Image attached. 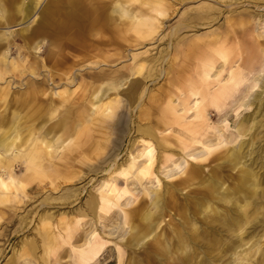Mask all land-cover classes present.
<instances>
[{"label":"bare ground","instance_id":"obj_1","mask_svg":"<svg viewBox=\"0 0 264 264\" xmlns=\"http://www.w3.org/2000/svg\"><path fill=\"white\" fill-rule=\"evenodd\" d=\"M193 1L46 0L38 19L26 23L40 0H0V79L5 83L0 87V207L27 197L28 191L36 190V179L50 178L54 185V180L72 183L90 177L89 173H102L94 192L88 191L84 208L78 206L73 216L46 211L33 217L36 222L30 220L42 241L40 264H49L59 242L65 243L73 235L75 241L82 240L71 246L74 263L99 264V219L104 220L102 228L109 226V236L122 237L127 255L124 258L116 248V264H264V86L261 92L256 91L264 82L263 59L258 61L264 56V0H248L245 5L252 4L253 11L245 6L235 12L252 17L255 24L258 20L262 26L245 29L250 20L240 18L237 30L229 17L226 28H231L223 34H204L216 45L220 63L214 67L211 59L208 64L204 61L200 63L202 72L193 75L192 63L184 60L175 72L179 75L176 80L184 81L185 90L178 95L164 90L162 99L148 95L151 107L160 110L159 117L150 118L142 103L137 118L146 123L136 125L137 138L130 141L124 159L116 160L118 154L114 153L107 155L110 136L123 130L117 111L119 89L144 67V60L139 59L129 72L122 73L116 67L120 47L125 43L127 50H135L134 42L142 40L141 45L160 34L165 20ZM64 9L74 22L84 18L86 29L71 34L70 43L61 45L54 35H61L57 19ZM210 10H215L214 6L199 5L191 19L178 22L171 36L183 26L189 27L195 17L208 18ZM19 23L26 24L3 31V27ZM245 35L251 37L256 49L251 57L242 55L246 42L239 39ZM15 37L21 45L15 44ZM45 40L48 48L39 62L32 51H38ZM72 43L78 45L81 56L70 58L64 53ZM230 43L235 50L240 48V55H231ZM11 48L17 55L9 59ZM40 68L46 84L37 80ZM83 69L89 71L81 73L79 81L76 71ZM170 71L169 66L164 75ZM14 72L20 76L27 73L28 78L19 84L24 87L22 94L15 92L20 96L8 98L12 88L8 78L14 77ZM131 80L126 95L133 103L139 87L138 80ZM8 106L13 107L9 117L5 113ZM249 106H254L250 114L245 110ZM212 116L218 117L217 123H209ZM91 131L97 133L96 138L90 145H82L81 140ZM117 139L110 140L113 147ZM176 148L187 156L185 167L173 158ZM110 159L111 164L102 167ZM77 165L85 168L76 170ZM159 169L169 181L161 182L156 173ZM187 187L191 191L180 198ZM172 209L175 222L171 223L164 218ZM120 215L126 232L118 222ZM85 217L87 220H82ZM88 219L92 222L84 231ZM21 222L26 225V218L21 217ZM29 242L31 252L25 251L26 255L37 248L36 238Z\"/></svg>","mask_w":264,"mask_h":264},{"label":"rangeland","instance_id":"obj_2","mask_svg":"<svg viewBox=\"0 0 264 264\" xmlns=\"http://www.w3.org/2000/svg\"><path fill=\"white\" fill-rule=\"evenodd\" d=\"M214 1L216 0H194L193 3H184L181 7L178 8V10H176V12L171 16V18L165 20L163 28L160 29V34L150 39H147V41L143 42V44L141 45L138 43H141L142 40H139L138 43L134 42L133 48H135V50H127V44L123 43L122 41H119L120 43H123V46L120 47V53L116 67H120L122 73L129 72V69H131L133 67V64L139 59L144 60V67L141 70L140 75L136 76V78H128L127 81H123L122 86L119 89L120 94L117 96L120 100V105L118 106L117 111L121 115L123 130L119 131L118 135L115 134L110 136V140L114 139V141H116V139L118 138V142L116 143L117 146L114 145V147L113 144L110 143V140L107 142V145L109 146L107 152L108 156L111 153H114V156L115 154H118L116 160L121 161L124 159L126 149L128 148L130 141H132V139L134 138H137V132L135 131L136 125H144L146 123L145 120H140L137 118V110L142 103H144V106H142V110L149 111L150 118L159 117L158 114H160V110H158L156 106L151 107L153 103L150 99H148V95H153L156 99H162L163 96H161V92L164 90L169 89L171 92L173 91L176 95L180 93L181 89L185 90L186 87L184 81L182 79L176 80V77H178L179 75L177 72H175V70H177L179 66L183 65L184 60L188 59L192 63L191 74L193 75L194 71H196L198 74L202 72L200 68V63L204 61H207L208 64L209 59H211V63L214 62V67L220 63L221 58L219 57V54L217 52L216 45L213 46L212 39L205 37L204 34H209L211 32L223 34L226 30L231 28V25L228 27V29L226 28V20L229 17H232L233 20L231 21V23H235V28L237 30H239L238 24L240 18H246L250 20V23L246 26L245 29L250 28L252 25L255 27H257L258 25L259 27L263 24L258 22V20L255 24V21L252 17H240L235 14V12L238 13L239 11H242L245 6H247L248 10L250 11H253L255 9L252 4H250V6L245 5L248 0H217V2L215 3ZM45 2L46 0H40L34 14L31 15V17L27 20L26 23L30 22L34 18L38 19L39 9ZM225 2L228 4H224ZM202 4H210L214 6L215 10H210L208 18L204 20H200L201 18L195 17V23L188 22L189 27L183 26L182 29L176 32L177 34H175V37L171 36L175 28L177 27L178 22L183 20V18L191 19V17H193L196 13L195 9ZM75 12L79 14L78 11ZM66 13V9L60 11L58 15L59 20L57 19V22L61 24V26L57 29V33L61 35H54L55 37H59L58 42L61 45L65 42L70 43L69 36L71 34L75 32L81 34L86 29V20L84 18L78 17L74 22L66 15ZM26 23L11 24L9 26L3 27V31L18 30V28L25 26ZM47 38L48 37H46V39ZM73 40H75V43H77L79 37H74ZM239 40L244 43L246 42L245 45L242 46L244 49L242 55L251 57L256 52V49L252 46L251 37L245 35L243 37H240ZM15 44H22L19 37H15ZM39 44L40 49L38 51L33 50L32 52L33 55L36 57L37 61L40 62L45 57L48 47H46V40L43 43ZM228 45L232 49L231 55L241 54L239 47L235 50L232 43ZM13 48L10 49L9 59H11L12 57H16L17 55ZM79 51L80 50L78 45L73 43L70 44V47L64 49V53H66L70 58L81 56V53ZM134 56L136 57L135 59H133ZM169 57L171 60V64L170 62L168 63ZM261 59H263L262 67L264 69L263 55L261 58L259 57L258 61H260ZM194 65H199V67L194 68ZM67 66L68 65H64V68H67ZM169 66L171 70L173 69V71H170L168 75H166V73L164 75V70H166V68H168ZM40 69V74L37 77V80L40 83L46 84L42 81V74L44 73L43 69ZM73 69L75 68H72V70ZM211 70L213 71V69ZM38 71L39 70H36L37 73ZM88 71L89 70L87 69H83V71L79 72L76 71L77 79L80 81V74L88 73ZM13 75L14 77L8 78L12 81V88L8 93V98H11L12 95L13 97L20 96L15 92L21 93V91H23L21 89H23L24 87H20L19 84L25 83L26 79L28 78L26 77L27 73L20 76L18 72H14ZM130 80L133 82H135L134 80H138L139 87V90L136 92L137 95L133 99V103L128 102L126 95V92L130 87ZM3 85H5V83H3V80L0 79V87H2ZM51 86V84H47L48 88H51ZM263 86L264 82L261 83V88L257 87L256 91L261 92ZM251 99L252 97L249 99V101ZM147 101H149V103ZM161 103L164 104L165 99H163ZM1 104L2 103H0V105ZM253 107L254 106H249L245 109L248 114L253 111ZM1 109L2 108L0 107V110ZM12 109V106L7 107L5 113L8 117L10 116V111ZM235 119L236 117L233 116V121ZM210 120V124L217 123L218 117L212 116ZM53 121L54 119L47 121L43 128L48 126ZM233 125L234 122H231L232 129L234 128ZM96 136L97 133L95 131L89 132L87 136H85V138L81 140V144L85 146L90 145L92 141L96 138ZM59 151L60 150H58V152ZM175 151L178 153H175V156L173 158H177L179 159L178 161H182L183 163L181 164V167H185L186 165L184 163V160L187 156H182V152L178 151L177 148L175 149ZM111 161V159L107 160L105 163L102 164V167H105L108 163L111 164ZM87 162L88 161H86V163ZM171 163L172 160L169 162L170 166L167 167L168 169H170ZM84 168L79 167V165L75 166L76 170H81ZM208 168V166H205L203 168V171L207 172ZM162 170L163 169H159L158 172L156 171L158 176L161 178V182L163 181V179L169 181V179H166L164 177V171ZM85 171L87 170L85 169ZM17 173L20 174L21 171H18ZM89 174L90 177L84 180H76L72 183H63L61 179L54 180V182H52L54 185H51L49 183L50 178L41 179V182L39 179H36L33 182L37 185L36 190L28 191L27 197H21L19 200L16 199L15 201L8 203L5 207H0V264H40V259L38 258V256L39 254H41L42 241H40V236L37 234V230L34 228L33 221L30 220H32L33 217L37 218L38 214L44 213L46 211L51 212L56 216L69 217L73 216V211L76 212L78 210L76 209L78 206L80 208H84L83 203L88 195V191L94 192V189L97 187L98 182L101 179L99 177L102 173H99L97 175H92V173ZM97 178L99 179L97 180ZM147 186H150V184H148ZM76 188H79V191H74L76 190ZM188 190L191 191V189H189L188 187L183 189L179 197L182 198V196ZM70 193H74L75 196L73 195V197H70ZM178 201L181 200L179 199ZM170 212L171 213H166L164 219L165 221L171 220L172 223L175 222V220H172L171 218V215H173L174 212L173 209ZM21 217L26 218V225L24 222H21ZM87 218L85 217L82 220H87ZM261 219L262 221H264V218ZM33 220L34 222H36V219ZM90 222H92V219H88V223L84 226V231L88 229ZM102 222H104V220L102 219H99V223L96 222L97 226H99V235H97L96 240L99 241L101 244V255L99 259V264H106L108 260H111V264H116V248H119V251L123 253L122 255L124 256V258L127 255L126 251H124L123 247L121 246L122 237L120 235L109 236L106 232V229H108L109 226L106 228H102ZM118 222H121V224H123L125 228L124 232H126L128 228L127 225L124 224V219L122 215H120ZM75 237L76 236L73 235L69 240H66L65 243L59 242V246L56 248V251L53 252V254L51 253L48 258L49 264L74 263L72 258V252H70L71 246H75L77 244L82 243V240L75 241ZM33 238H36L37 240V248L33 253H31L32 256L30 254L26 255L25 251L31 252V250L27 248L26 243H30L29 241ZM261 242H263L262 237ZM251 243L252 241L246 244L244 248L248 247ZM262 250H264V244L262 246ZM12 256L15 257L13 261L9 260V258ZM257 256L258 254L256 255V257Z\"/></svg>","mask_w":264,"mask_h":264}]
</instances>
